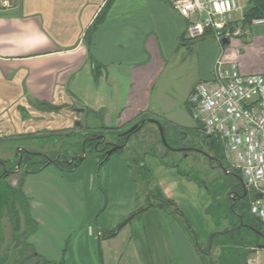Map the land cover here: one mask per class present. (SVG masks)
Here are the masks:
<instances>
[{"label":"crops","instance_id":"0c3cea01","mask_svg":"<svg viewBox=\"0 0 264 264\" xmlns=\"http://www.w3.org/2000/svg\"><path fill=\"white\" fill-rule=\"evenodd\" d=\"M4 3L0 6V90L7 91V95L15 90L20 100L1 101L0 112L9 111L6 105L10 103H22L30 120L15 133L19 138L77 126L88 110L102 116L99 125L117 129L142 115H151L161 76L186 48L198 51V82L211 77L216 60L236 61L234 56L242 59L240 74L264 76V24L253 27L249 35L227 39V45H220L211 36L191 41L186 36L185 21L172 6L173 0ZM42 104L47 107L39 106ZM53 118L62 119L63 126L48 129ZM50 167L34 176L44 174ZM27 177L23 192L30 201L32 218L39 225L32 201L34 191L27 185ZM158 185L173 201V193L166 184ZM153 210L161 209L147 211ZM165 226L172 229L173 245L166 240L165 233L152 234L151 238L152 249L161 258L159 263L202 264L189 236L177 222L170 220ZM38 231L29 237L28 243L43 256L44 251L36 242ZM134 256H138L136 250ZM252 264H264V249L255 252Z\"/></svg>","mask_w":264,"mask_h":264},{"label":"rangeland","instance_id":"374dc122","mask_svg":"<svg viewBox=\"0 0 264 264\" xmlns=\"http://www.w3.org/2000/svg\"><path fill=\"white\" fill-rule=\"evenodd\" d=\"M4 1L0 0V6L5 4ZM248 3L249 0H244L245 10L249 7ZM233 58L239 63L240 69L242 59L236 56ZM198 59V51L193 47L180 51L175 60L168 64L167 70L158 82L152 114L142 115L147 119L151 118L167 124L172 131L178 130L181 133L179 137L182 140L185 139L183 144L179 145L187 148L193 143L192 147L198 150V154L192 153L185 157V154L182 155L180 152H172L165 157L164 162L175 164L176 167H163L159 158L152 155L153 150L160 155L165 152L160 145L159 130L155 124L148 123L131 139L124 152H116L103 166H100L92 150L87 149V158L72 171L62 174L52 166L44 174L27 177V185L34 191L32 201L35 215L39 220L36 242L44 251V255H40L48 261V264H141V260L147 264H153V262L161 264L159 263L161 258L157 257L152 249L151 238H153L152 234L162 233L164 236L165 233L166 240L173 245L172 229L165 226L170 220H177V224L188 235L187 221L204 246L208 244L211 234L222 233L228 229L229 223L221 220V212L215 214L214 219L207 215L209 205L213 200L224 199L222 197L228 193L233 182L230 179L227 180V186L223 184L226 187L225 191L220 189V181L225 174L223 170H226L224 164L228 166V163L226 158L224 164L211 161L214 153L210 151L207 142L202 141L200 134L205 135L203 129L200 127L199 133V125L191 115L189 97L192 92L189 91L195 83L196 85L199 83ZM16 92L10 91L7 95V91L0 90V102H5V99L12 100V98L20 100ZM21 104V102L10 103L6 105L9 111L0 112V135L9 133L7 136L0 137V160L6 161L7 170L15 169L20 149L34 150L51 157L66 155L67 152L72 155H82L80 136L88 131L81 127V123L87 122L88 125H92V116L83 120L79 119L80 125H73L64 131L42 132L34 135L42 137L41 139H30L27 136L20 139L14 136L15 133L20 132L19 129L21 130L30 120L29 114ZM140 118L141 116L119 131L133 128ZM47 125L48 129H58L63 126L62 119L53 118ZM54 133L57 136H51ZM90 133L98 132L89 130ZM186 133L188 136H184ZM108 141L111 144L118 142L114 135H111ZM135 149L140 155L148 153L145 162L153 180L157 184L165 183L171 190L173 201L176 202L185 219L176 215L174 208L146 211L131 220L117 238L110 240L107 238L108 233L127 221L139 207H145L154 202L148 200L145 182V188L139 183L138 166L129 161L132 156L136 157ZM178 170L189 173L192 178L194 176V180L182 176ZM1 172L2 169H0ZM20 174L10 178L8 182L17 186ZM196 179L204 183L208 189L210 188L214 196H210L205 188L196 183ZM0 190H3L1 184ZM10 216L8 211H5L2 216L0 231L5 241L1 246L0 255H7L9 259H12L14 244L9 251L6 250L9 248V237L12 234ZM215 221L220 222V225H216ZM19 250L20 248L17 249L18 253ZM135 250L138 256H134ZM236 250L239 252L230 254V258H235L236 261H239L236 258L237 255L251 253V250L239 248ZM30 252H27V255ZM220 253V249H216L214 256ZM249 254L245 257V261L247 260V264H252L254 255Z\"/></svg>","mask_w":264,"mask_h":264},{"label":"trees","instance_id":"16d2710c","mask_svg":"<svg viewBox=\"0 0 264 264\" xmlns=\"http://www.w3.org/2000/svg\"><path fill=\"white\" fill-rule=\"evenodd\" d=\"M248 4L249 7L247 8L244 15L245 27H249L252 21L255 19L264 18V0H249ZM95 72V77H97V69ZM39 106L47 107L46 104H42ZM87 114L90 116L94 115V119L92 125H88L87 122L86 124L81 123L83 129L86 128L88 132L83 133L80 136L82 139V156L80 158H82L86 154L87 149H91L100 164L106 158V151L111 149V147L113 146L108 141V138L111 135L116 136L118 141L117 145L123 146V148L118 152H124L127 149V146L131 139L135 137L142 129H144V127L148 124V120L151 119H147L146 116H141L140 120L137 122L136 125H141L144 122L142 128L136 129L132 132H128L130 129L127 131H119V129L117 128H108L102 124L99 125L98 120L102 122V116L98 113L88 110ZM88 115L86 117H88ZM161 124L164 127L165 137L169 147L166 148L163 145L162 140L160 139V145L163 146L165 152L163 155H160L157 153V151L153 150L154 152L152 151V155L158 157L160 162L164 166L174 168L176 167L175 164H166L164 162V159L168 154L172 152H178L180 148L185 147L183 145H179L183 144V140L185 139L182 140L179 137L181 133H179L178 130L172 131L171 127H169L167 124ZM89 130L96 131L98 133L89 134ZM198 130L200 133V126L198 127ZM200 135L202 137V141L207 142L210 151L214 153V158H211V161L219 162L221 164L226 163L222 143L215 138L202 134ZM51 136H57V134L54 133ZM184 136H188V134L186 133ZM128 137L129 140L126 141ZM27 138L41 139L42 137L29 135L27 136ZM106 145H108V147H106ZM192 145L194 146L193 143ZM192 145L191 147H189V150L181 154H185V157L186 155L192 153L198 154V151L196 149H190L193 148ZM134 153L136 154V157L132 156L129 161L135 166H138L137 176H139V183L144 187L145 182L146 188H144L148 192V200L149 202L152 200L154 202L152 201L153 203L148 204L145 207H139L138 210L127 221H125L124 223L119 225L115 230L107 234L108 239L117 236V234L131 220H133L137 216L144 214V212H146L148 209H165L166 207L174 208L175 214L183 217L174 201L168 199L163 193L162 189L159 187V185L156 184L153 180L151 171L147 167L145 162V157L148 153L140 155L138 154L137 149H135ZM68 156H70L69 152L66 153L65 158L61 157L60 155L58 157L53 156L49 158L45 155H41L38 153H26L24 155L26 171L19 177L17 186H7V184L3 185L0 181V184L3 186V190H0V227L2 224L1 220L3 218V213L5 211H8V213L11 215L10 218L12 219V234L9 237V248H7L6 250L9 251V249L13 247L12 253L14 252V256H12V259H9V256L7 255H0V264H30L31 260L32 264H48V261H46L41 255H39L36 250L32 247V245L28 243L29 237L38 230V224L32 218L30 201L23 192V184L27 176L38 174L49 166H55L62 172H69L74 170L81 164L79 160L80 158H75L74 160H71L73 161L72 163H68ZM75 165L77 166L75 167ZM224 166L226 170H223L225 174H223V179L220 181V189L225 191L226 187H224L223 184L227 186L226 181L229 179L233 183L230 185L228 193H225L222 197L224 199H222L221 201L213 200V202L211 203V205H209L207 209V215L214 219L216 218L215 214L221 212V220H226L229 223L228 229L222 233H213L210 236V239L206 246H204L200 242V238L192 230L191 226L188 224L187 221L186 231L196 252L200 256L202 264H247V260L245 261V257L249 254V252L237 255L236 258H238L239 261H236L235 258H230V254L238 253L239 251H237L236 248H239L246 249L248 251L251 250V253L249 255H254L255 252L258 250V247L264 245V223L251 213V202L255 199V194L249 190L245 192L242 185L243 181L241 174L238 171L231 170V168L226 164H224ZM228 171H230L229 174H227ZM178 172L182 176L194 180V176L192 178L189 173H186L183 170H178ZM195 181L201 187L205 188L210 196H214L210 188L208 189L204 183L200 182L197 179ZM151 185L152 188H150ZM215 223L218 226L220 225V222L218 223V221H215ZM4 241L5 238H3L0 231V249ZM12 244H14V246L11 247ZM18 247L20 248L19 253L17 251V249H19ZM216 249H220L221 253L219 255H216L215 257L214 251ZM27 252L30 253H28L27 255ZM11 260L12 263H10Z\"/></svg>","mask_w":264,"mask_h":264},{"label":"built area","instance_id":"2783aa9c","mask_svg":"<svg viewBox=\"0 0 264 264\" xmlns=\"http://www.w3.org/2000/svg\"><path fill=\"white\" fill-rule=\"evenodd\" d=\"M172 6L191 41L211 36L222 45L264 24L263 18L244 26V0H173ZM189 107L204 134L222 143L247 190L262 196L251 202V213L264 223V76L241 75L236 61L220 58L211 77L194 87Z\"/></svg>","mask_w":264,"mask_h":264},{"label":"flooded vegetation","instance_id":"af4514ba","mask_svg":"<svg viewBox=\"0 0 264 264\" xmlns=\"http://www.w3.org/2000/svg\"><path fill=\"white\" fill-rule=\"evenodd\" d=\"M79 124V122L77 123V125ZM80 125V124H79ZM81 127H82V125H81ZM158 128V127H157ZM21 139V138H20ZM110 143V142H109ZM111 144V143H110ZM112 145H117V144H112ZM106 147H108V145H106ZM169 147V146H168ZM180 149H189V147H182V148H180ZM179 149V150H180ZM190 149H193V150H195L196 148H190ZM197 150V149H196ZM198 151V150H197ZM26 153H38V154H41V155H45L46 157H51V156H49V155H47V154H45V153H41V152H36V151H34V150H30V149H28V150H26V149H20L19 150V152H18V154H17V160H16V164H15V169L14 170H7V165H6V161L3 159V160H0V169H2V172L0 173V181H1V183L4 185H6L7 184V186L8 185H10V186H13L12 184H10L9 182H8V180L10 179V178H12L13 176H16L17 174H20V176L26 171V168H25V162H24V155L26 154ZM180 153H183V152H180ZM61 157H64L65 158V155H60ZM82 155H77V154H73L72 155V153H70V156H68V158H69V160L67 161L68 163H72L73 161H71V160H74L75 158H80ZM56 157H58V156H56ZM50 167V166H49ZM48 168V167H47ZM46 169V168H45ZM19 176V177H20Z\"/></svg>","mask_w":264,"mask_h":264},{"label":"water","instance_id":"95a60500","mask_svg":"<svg viewBox=\"0 0 264 264\" xmlns=\"http://www.w3.org/2000/svg\"><path fill=\"white\" fill-rule=\"evenodd\" d=\"M223 43L227 45V44L229 43V41H228L227 39H224V40H223ZM148 123L155 124V125L158 127V130H159V133H160V136H161L162 143H163V145H164L166 148H168L167 140H166V137H165V131H164V127L162 126V124H161L159 121H157V120H153V119L148 120ZM143 124H144V122H143L141 125H135V126H134L133 128H131L128 132H132V131H134V130H136V129H141L142 126H143ZM77 126H78V125H77ZM128 132H127V133H128ZM127 133H125V134H127ZM128 140H129V137L127 138L126 141H128ZM126 144H127V142H126ZM126 144H125V146H126ZM122 148H123V146H120V145H113V146L111 147V149H109V150L106 151V153H105L106 158H105V160L101 163L100 166H103L104 164H106V163L110 160V158L112 157V155L115 154L116 152H118L119 150H121ZM187 150H189V149H180V150H178V152H185V151H187ZM86 158H87V156H86V154H85V155H84L82 158H80L79 160H80V162H82V161L85 160ZM76 166H77V165H75V167H76ZM242 185H243V189L245 190V192H247L248 190H247V188L245 187V185H244L243 182H242ZM261 197H262L261 195H255V199H256V198H261ZM258 249H264V245L259 246Z\"/></svg>","mask_w":264,"mask_h":264}]
</instances>
